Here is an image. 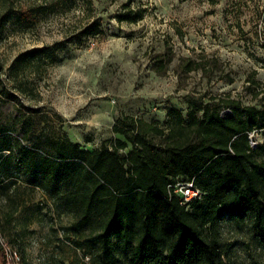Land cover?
Masks as SVG:
<instances>
[{"label": "rangeland", "instance_id": "1", "mask_svg": "<svg viewBox=\"0 0 264 264\" xmlns=\"http://www.w3.org/2000/svg\"><path fill=\"white\" fill-rule=\"evenodd\" d=\"M227 98L264 103V0H0V243L13 264H100L66 138L109 148L118 118L167 130L205 102L234 115ZM252 221L221 217L227 264H264Z\"/></svg>", "mask_w": 264, "mask_h": 264}, {"label": "trees", "instance_id": "2", "mask_svg": "<svg viewBox=\"0 0 264 264\" xmlns=\"http://www.w3.org/2000/svg\"><path fill=\"white\" fill-rule=\"evenodd\" d=\"M201 66L187 61L184 68ZM224 104L234 115H222L221 104L205 102L185 120L178 114L167 130L123 116L111 128L122 138L109 148L89 150L65 139L82 163L84 223L98 216L93 240L100 244V264H116V258L124 264H227L218 233L223 215L250 213L264 244V132L255 146L249 141L253 130L264 131V103L227 98ZM17 154L31 151L21 146ZM178 182H192L201 196L183 203L174 191ZM7 249L0 243V264H13Z\"/></svg>", "mask_w": 264, "mask_h": 264}, {"label": "built area", "instance_id": "3", "mask_svg": "<svg viewBox=\"0 0 264 264\" xmlns=\"http://www.w3.org/2000/svg\"><path fill=\"white\" fill-rule=\"evenodd\" d=\"M249 141L251 146H255L256 142L251 139L249 136ZM174 191L179 192L182 196V202L186 203L192 199L199 198L201 196V191L193 186L192 182H185L181 183L178 182L174 186ZM7 257L11 259L12 261L17 258V254L15 251H11L10 249H7Z\"/></svg>", "mask_w": 264, "mask_h": 264}]
</instances>
